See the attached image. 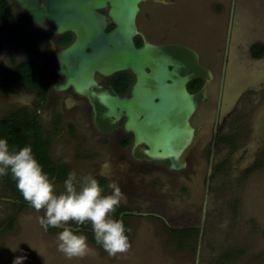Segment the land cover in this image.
I'll list each match as a JSON object with an SVG mask.
<instances>
[{
  "label": "rangeland",
  "instance_id": "374dc122",
  "mask_svg": "<svg viewBox=\"0 0 264 264\" xmlns=\"http://www.w3.org/2000/svg\"><path fill=\"white\" fill-rule=\"evenodd\" d=\"M173 1L176 9L167 20L161 5L153 14L173 27L167 36L197 48L214 73L204 105L205 153L188 156L194 170L157 175V167L134 160L99 135L87 114L59 103L41 109L34 92L22 85L0 89V120L20 108L39 110L37 121L50 137L55 162L78 178L105 179L104 194L110 184L120 187L129 240L125 252L110 255L87 238L90 251L69 259L56 247L61 229L45 231L38 219L43 210L28 202L19 206L0 180V264H12L20 255L26 257L23 264H264V56L253 58L250 52L252 45H264V0ZM22 36L16 31L0 37V76H10L37 46L22 47ZM224 79L226 128L207 147ZM54 183L57 193L63 191L62 181ZM72 227L86 237L92 231L90 224Z\"/></svg>",
  "mask_w": 264,
  "mask_h": 264
},
{
  "label": "water",
  "instance_id": "95a60500",
  "mask_svg": "<svg viewBox=\"0 0 264 264\" xmlns=\"http://www.w3.org/2000/svg\"><path fill=\"white\" fill-rule=\"evenodd\" d=\"M45 31H71L73 41L57 56L58 72L64 76L55 89L71 87L85 96L92 107L93 123L99 131H112L124 117L123 128L133 135L132 148L144 146L138 159L184 167V153L196 137L189 119L199 102L206 99L213 71L200 62L196 49L179 43L155 44L139 33L136 18L145 0H17ZM109 5L114 27L98 9ZM47 20L49 26L44 24ZM128 70L134 74L130 95L120 97L112 87L97 82L95 74L110 75ZM207 83L190 93L187 83L195 77Z\"/></svg>",
  "mask_w": 264,
  "mask_h": 264
},
{
  "label": "flooded vegetation",
  "instance_id": "af4514ba",
  "mask_svg": "<svg viewBox=\"0 0 264 264\" xmlns=\"http://www.w3.org/2000/svg\"><path fill=\"white\" fill-rule=\"evenodd\" d=\"M12 8V11L17 19L21 21V30H17L23 33L22 38L20 39V45L26 48H29V46L34 47V50L29 51L31 54L28 57H25L24 59L30 58L34 61H36L39 64V68L43 74V77L45 79L46 83V89L44 98L42 100L39 99L37 92L31 88L38 102L39 108L43 109V107L48 106H57L59 103L62 105L65 109H71L72 111L77 112H83L85 115L87 114V117L89 122L92 124V126L95 128V131L103 136L104 138H109L114 141V143L121 149L123 153L129 154L131 157H133L136 161H141L144 163H150L153 166L157 167L158 170H155L157 175L163 173L170 174L171 171H178V170H194L193 164L189 160L188 156L191 155L194 156H203L205 153V147L206 144L203 142L201 136L202 132L204 130V124L207 121L208 114H206V107L204 106L205 103H209V96H207L206 99L199 102L198 106L194 110L193 114L191 115L189 121L191 125L196 130V137L194 138L192 144L186 149L184 153V161L186 162L184 167H181L179 169H169L164 164H160L154 161H147L143 159H138L137 156L142 151L144 146H138L135 149L132 148V141H133V135L130 132H126L123 128V122L124 117H121L118 122V127L113 129L112 131L104 132L99 131L94 123H93V116H92V107L87 100L85 96L79 95L76 93L71 87H68L63 90L55 89V85L57 83H61L64 80V76L58 72V65H57V56L59 51L70 44L75 35L71 31H65L63 33H57V34H51L47 31H45L40 25H38L32 17L25 12V10L21 7V5L18 3L17 0H7ZM160 3L158 5H161V7H164V11L166 15V20L170 18L169 10L176 9L174 6V1L165 2V1H159ZM157 0H145L140 3L139 5V11L136 18V23L139 28V33L135 35L134 42L136 46H141L144 42V39L148 40L151 43L155 44H169V43H179V44H186L194 49L197 50L199 54V58H201V52L195 48L194 46L188 44L186 41H183L181 38H175L170 36H167L169 34L171 28L166 24H163L164 22L158 21L156 17V13L162 11L159 10ZM39 5L47 6L46 0H38ZM155 4V6H153ZM147 5V9L144 11L143 8ZM173 5V6H172ZM150 7V8H149ZM109 8L110 6L107 4L104 7H100L98 11L105 16L107 26L106 30L109 31L114 27L113 22L111 21V18L109 16ZM178 8V7H177ZM155 12V14H153ZM162 13V12H161ZM143 14V17L141 16ZM165 15H163L165 17ZM142 17V18H141ZM175 17V16H174ZM143 19V20H142ZM44 24L46 26H49V23L46 19H44ZM174 28H177L174 27ZM170 35V34H169ZM23 59V60H24ZM40 60V61H37ZM200 62L203 63L200 59ZM95 78L97 82L101 85L110 86L113 88V90L120 96H129L132 84L135 80L134 74L131 73L128 70L119 71L110 75H102L99 73L95 74ZM225 79L222 82V89H221V96H220V103H219V112L215 114V118L213 119V122L211 123V133H210V141L207 143V147L212 145V142H216L217 140H220V136L225 132L226 128V113H224V110L222 109V106L224 105V98L226 97V82ZM207 83V80L204 77L198 76L193 79H191L187 83V89L190 93H198L201 88ZM28 88V87H27ZM24 109V108H20ZM231 110V109H230ZM229 111V110H228ZM227 111V112H228ZM28 112V111H27ZM39 110L36 109L33 114L40 115ZM29 113V112H28ZM30 114V113H29ZM32 114V113H31ZM59 116L58 114H54L53 117ZM38 119V118H37ZM58 119H61V117H58ZM41 136H44L45 133L40 131ZM162 171V172H161ZM156 175V177H157ZM98 181L104 182L105 185L103 189H105L107 182L103 178H97ZM124 211L121 215L126 213Z\"/></svg>",
  "mask_w": 264,
  "mask_h": 264
},
{
  "label": "clouds",
  "instance_id": "9594fccd",
  "mask_svg": "<svg viewBox=\"0 0 264 264\" xmlns=\"http://www.w3.org/2000/svg\"><path fill=\"white\" fill-rule=\"evenodd\" d=\"M8 174L29 206L38 212L43 210L38 219L44 230L61 229L56 247L65 257L71 259L90 251L87 237L72 225L90 224L95 243L110 255L128 249L124 222L113 216L125 199L118 185L110 184V193L104 194L94 176L78 178L75 172H69L63 181V191L57 193L54 181L43 170L30 145L10 149L8 140L0 137V176ZM25 259L23 255L16 256L12 264H23Z\"/></svg>",
  "mask_w": 264,
  "mask_h": 264
},
{
  "label": "trees",
  "instance_id": "16d2710c",
  "mask_svg": "<svg viewBox=\"0 0 264 264\" xmlns=\"http://www.w3.org/2000/svg\"><path fill=\"white\" fill-rule=\"evenodd\" d=\"M21 29V21L14 15L9 2L7 0H0V37H8ZM250 52L253 58H261L264 56V45L260 43L252 45ZM14 85H22L35 90L40 100L44 98L47 86L39 68V64L30 58L15 64L11 70L10 76H0V89L6 90ZM40 131L41 126L37 121V114H29L25 109L13 111L0 120V137L8 140L10 149L18 150L26 145H30L35 158L41 164L49 178L54 182H63L69 173V169L64 163H57L51 158L49 155L50 137L41 136ZM0 180L16 198L17 202H19V206L22 207V204H25L26 201L17 190L16 183L11 175L0 176ZM98 182L102 188L105 186L103 184L104 182ZM126 210V207L120 205L113 213L114 218H119L123 221L126 213L123 215L121 214ZM86 234L89 241L97 245L92 231ZM126 234L128 236L127 229ZM97 246L101 247L99 245Z\"/></svg>",
  "mask_w": 264,
  "mask_h": 264
}]
</instances>
